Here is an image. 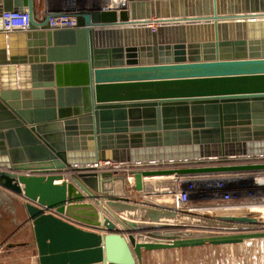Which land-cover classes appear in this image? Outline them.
<instances>
[{
	"label": "water",
	"instance_id": "1",
	"mask_svg": "<svg viewBox=\"0 0 264 264\" xmlns=\"http://www.w3.org/2000/svg\"><path fill=\"white\" fill-rule=\"evenodd\" d=\"M128 1L53 29L50 11L35 19V0H0V187L24 199L38 264H142L143 250L264 238L256 219L229 217V234L149 231L164 238L140 242L133 233L157 225L121 220L125 234L96 206L158 222L177 210L130 196L170 194L174 179L145 178L264 169L181 166L264 154V0ZM6 11H28L29 30L6 34ZM153 18L175 23L137 25ZM100 161L175 167L131 171L127 189L124 175L94 169Z\"/></svg>",
	"mask_w": 264,
	"mask_h": 264
},
{
	"label": "built area",
	"instance_id": "2",
	"mask_svg": "<svg viewBox=\"0 0 264 264\" xmlns=\"http://www.w3.org/2000/svg\"><path fill=\"white\" fill-rule=\"evenodd\" d=\"M48 9L36 10L35 19L42 21L47 11L53 13L50 17V26L53 29L71 28L77 24L76 13L80 10H91L99 7L101 10L129 9L128 0H47ZM264 17V14L262 15ZM169 19L141 21L137 25L148 26L156 30L162 24H172ZM175 23V22H174ZM31 18L28 11H6L2 14L3 31L6 34L15 31H27L30 28ZM264 164V154L230 156L225 161L210 158L205 164L181 165L189 166H219V165H249ZM95 166H107V172L112 175H124L130 189L134 188V177L131 171L142 169H156L175 167L172 165H159L155 163H133L100 161ZM175 190L170 193L173 196V207L178 211L190 210L197 201L207 200L211 203L204 207L206 210L214 209L227 212L228 215L251 210L250 217H254L264 225V169L239 170L222 172L197 177L186 176L174 178ZM256 208V209H255ZM254 210H258L256 213ZM256 214V215H254ZM253 215V216H252ZM234 228H224L223 233L229 234Z\"/></svg>",
	"mask_w": 264,
	"mask_h": 264
},
{
	"label": "rangeland",
	"instance_id": "3",
	"mask_svg": "<svg viewBox=\"0 0 264 264\" xmlns=\"http://www.w3.org/2000/svg\"><path fill=\"white\" fill-rule=\"evenodd\" d=\"M169 178L171 177L166 176L162 179ZM127 189L130 188L128 187ZM130 198L132 201L131 203L134 205L143 206L149 210L154 209L153 207L144 204L143 197L141 198L139 195L136 196L135 192L130 196ZM156 199L158 200V198ZM149 201L151 202L153 200L149 199ZM153 202L156 203V201ZM104 204L107 205V202L105 201ZM196 204L199 206H195L186 211H178V209L175 208L177 212H175L174 215H161L158 222H154L152 220L133 219L127 216L129 213L114 208H110V213L112 218L117 220L119 223H121V220H128L137 223H144L143 225L150 222L151 224L149 226L153 225V227L157 225L159 229L136 230L137 232L135 233L147 236V239H150L149 237L154 239L164 238L154 235L151 236V234L148 233L149 231L159 233L161 235L178 234L180 237H185L184 235H216L218 233H223L224 228H228L227 225L233 223L228 221L230 219L229 217L252 218L249 215L251 214V210H245L239 214L234 213L232 215H228L227 212H220L219 210L216 212L214 209H204V207L211 205V203L207 200L197 201ZM254 211L256 213L258 212V210ZM105 212H107V208L105 209ZM149 256V260L145 263L143 262L142 264H264V238L245 239L244 242L237 244H206L193 248L154 250L150 252Z\"/></svg>",
	"mask_w": 264,
	"mask_h": 264
},
{
	"label": "crops",
	"instance_id": "4",
	"mask_svg": "<svg viewBox=\"0 0 264 264\" xmlns=\"http://www.w3.org/2000/svg\"><path fill=\"white\" fill-rule=\"evenodd\" d=\"M35 8L36 10L48 9L47 0H35ZM26 43V40L23 41L22 39H19L15 41L14 47L21 49L22 47H26ZM7 49L9 54L8 45ZM29 78L30 83L33 84L34 81L31 73H29ZM37 83H45V80ZM23 173L28 174L29 172ZM162 178L165 177H149L145 179L153 180ZM134 192L136 193V196L139 195L141 198L143 197V201L144 199H150L156 201V203L173 206L172 194L144 196L136 191H133L132 193ZM156 198H158V200ZM23 203V198L0 187V264H38V251L34 239L32 223L29 221L28 215L23 207ZM96 206L100 210H102V206H104L105 209L107 208V215L111 216L109 208L106 204H104V202L102 205L96 204ZM118 226L122 231H124L123 224L119 223ZM134 235H137V233ZM140 240L142 241L143 239ZM142 252L143 262L145 263L149 260V254L151 251L143 250Z\"/></svg>",
	"mask_w": 264,
	"mask_h": 264
},
{
	"label": "bare ground",
	"instance_id": "5",
	"mask_svg": "<svg viewBox=\"0 0 264 264\" xmlns=\"http://www.w3.org/2000/svg\"><path fill=\"white\" fill-rule=\"evenodd\" d=\"M170 21V20H169ZM169 21H167V22H169ZM171 22H173V21H171ZM174 23V22H173ZM94 169H96V171L99 173V174H101V173H103V172H107V166H104V167H101V166H95V168ZM183 178H185V176H182ZM195 177V176H194ZM197 177V176H196ZM199 177V176H198ZM102 203H103V200H102ZM102 210H103V215H107V212H105V207L104 206H102ZM217 212V211H216ZM214 213V212H213ZM122 216H124V215H122ZM126 217V216H125ZM128 218V217H127ZM120 220V219H119ZM144 222V221H143ZM119 224V223H118ZM117 224V225H118ZM121 224V223H120ZM123 226H124V231L123 232H125V231H128L127 229H128V227H127V225H124L123 224ZM119 227V226H118ZM120 229V228H119ZM159 229V228H158ZM121 230V229H120ZM127 232H125V234H126ZM135 233H133V235H134ZM127 237H128V234H127ZM134 237L137 239V241H140V242H142V241H147L148 239L146 238L147 236H144V235H140V234H138L137 233V235H134ZM143 239L142 241L140 240V239Z\"/></svg>",
	"mask_w": 264,
	"mask_h": 264
}]
</instances>
